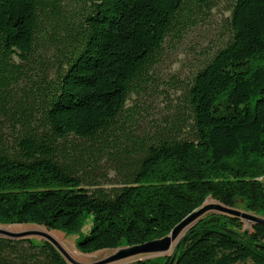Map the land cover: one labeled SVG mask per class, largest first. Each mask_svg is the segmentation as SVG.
I'll list each match as a JSON object with an SVG mask.
<instances>
[{"label": "trees", "instance_id": "trees-1", "mask_svg": "<svg viewBox=\"0 0 264 264\" xmlns=\"http://www.w3.org/2000/svg\"><path fill=\"white\" fill-rule=\"evenodd\" d=\"M202 1L0 0V223L90 220L76 240L90 253L163 238L210 196L264 217V0H235L226 42L141 122ZM248 262L264 264V224L209 212L135 264ZM0 264L70 263L48 240L0 237Z\"/></svg>", "mask_w": 264, "mask_h": 264}, {"label": "rangeland", "instance_id": "rangeland-1", "mask_svg": "<svg viewBox=\"0 0 264 264\" xmlns=\"http://www.w3.org/2000/svg\"><path fill=\"white\" fill-rule=\"evenodd\" d=\"M201 3V5L193 6L194 25L192 29L182 38H171L159 58L158 75L147 84V90L151 93L140 109L143 112V119H140H142L141 122L144 124H147L148 120L153 117H159V120H162L160 116L168 110V100L165 93L170 92L173 94L174 87L179 85L178 82H171L172 77L180 80V77L186 78V76H190L229 37L227 18L231 14L235 0H204ZM164 89L166 92L163 91ZM259 180H263L264 182V177L259 178ZM212 202L219 201L210 196L205 200L204 204ZM233 208L255 214L252 211L245 210L243 206ZM243 220L245 222V229L251 231L253 222ZM90 226L91 222L88 220L82 232L67 233L58 229L49 230L44 226L33 223H0V237L11 239L29 238L40 242L47 240L43 235V233H46L58 241L74 259L86 264L101 262L118 252L119 249H103L90 253L79 250L76 240L79 236L86 235L89 232ZM4 231L11 233L31 232L32 234L21 238H14L5 234ZM174 248L167 253L137 255L108 264H135L157 257L170 256ZM247 264L252 263L248 262Z\"/></svg>", "mask_w": 264, "mask_h": 264}, {"label": "water", "instance_id": "water-1", "mask_svg": "<svg viewBox=\"0 0 264 264\" xmlns=\"http://www.w3.org/2000/svg\"><path fill=\"white\" fill-rule=\"evenodd\" d=\"M209 212H222L241 217L242 219L248 220L253 223L264 224V217L244 212L236 208L228 207L219 202L207 203L192 212L191 214H189L186 218H184L179 224H177L173 228V230L167 236L160 239L151 240L145 243L119 248L117 253L113 254L112 256L101 262L94 264H108L111 262L143 254L167 253L172 248L177 247L184 234ZM4 233L14 238H21L32 234L31 232L11 233L6 231H4ZM43 235L48 241L55 245V247L70 264H86L74 259L52 236L46 233H43Z\"/></svg>", "mask_w": 264, "mask_h": 264}]
</instances>
